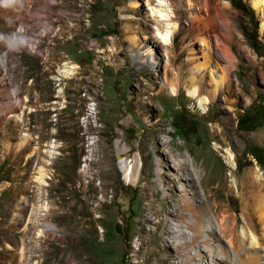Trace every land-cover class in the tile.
<instances>
[{
    "label": "rangeland",
    "instance_id": "obj_1",
    "mask_svg": "<svg viewBox=\"0 0 264 264\" xmlns=\"http://www.w3.org/2000/svg\"><path fill=\"white\" fill-rule=\"evenodd\" d=\"M137 1L138 7L132 0H0V264L17 261L24 243L28 264H166V255L179 264L175 253L185 254L186 240L167 235L178 247L172 250L161 238L171 208L167 193L204 204L198 209L209 211L210 227L217 199L236 212L240 233L246 204L264 234L260 192L246 189L244 200L236 180L247 183L256 167L264 175L262 12L251 0H219L233 24L237 62L229 84L202 106L186 89L193 59L203 60L202 44L185 29L191 20L178 27L168 61L180 74L173 95L161 90L171 77L167 42L148 0ZM127 24L140 40L154 36L158 49L131 45ZM17 26L23 33L14 38ZM211 68L217 77V59ZM199 72L210 78L209 69ZM228 146L235 166L223 157ZM40 166L46 185L37 180ZM41 201L51 211L34 224L31 211ZM175 224L177 233L191 235L181 221ZM216 235L221 240L201 241L209 264H223L214 253H236L220 229ZM242 246L247 259L256 256L250 264H264V248L252 253Z\"/></svg>",
    "mask_w": 264,
    "mask_h": 264
},
{
    "label": "bare ground",
    "instance_id": "obj_2",
    "mask_svg": "<svg viewBox=\"0 0 264 264\" xmlns=\"http://www.w3.org/2000/svg\"><path fill=\"white\" fill-rule=\"evenodd\" d=\"M219 2V0H148V4L151 9L150 11L152 20L154 21L156 26H158L159 34H161L163 39L167 42V45L165 46V52L168 56L166 67L167 70H171V77H165V80L161 83V90L168 87L173 95L176 94L178 90L177 87L180 80V74L177 70L178 68H171L172 66H170L168 61L173 59V57L175 56H173V54H175L177 51V45L175 42V39L177 37V30L178 27L179 29L185 28L183 25L185 19L186 21L191 20L190 25L185 29H187L188 32L192 34V40L198 41L202 44L200 51L202 52L201 56L203 59L199 60V57L193 59L194 64L192 67H190L191 69L189 70L192 73L186 84L188 93L192 97H196L199 100L200 104H202V106H206L208 101L215 99L217 93L216 91L222 83H225L226 85L229 84L230 71L232 70V68H234L235 62H237V57L232 50L235 33L232 28L233 24L231 25L230 21L227 19L228 15L224 12V10L226 9V5L222 6ZM251 4L253 8L256 9V11L262 12L261 27L264 30V0H251ZM132 5L133 7H138L139 3L137 0H132ZM191 5L194 6V8L196 7L193 12L189 8ZM144 25L147 29L151 27L148 22H145ZM48 29H52L51 26L45 28V30ZM22 30V28L19 29V33H21ZM126 33L131 45L136 46L144 43L143 48L145 50L151 49L154 51L155 49H158V44H155L157 41L155 40L154 36L143 37V39L140 40L138 33H136L129 24L126 25ZM188 35L189 34H187L185 38ZM238 42L240 43V45H242L239 38ZM114 43H116V41H114ZM189 48L190 55H196L197 52H195L194 44H189ZM118 53H123V50H119ZM150 55L152 56L151 53ZM215 59H217L218 63H220L221 68V72H218L217 77L213 75V68H211L212 60ZM205 69L210 70V78L206 79V73L204 72H199L200 75L197 73L198 71ZM25 140L27 141V138H25ZM216 144L219 143L215 142V147ZM53 147H55V144L52 145V148ZM52 153L48 151V156L53 157ZM226 153V155L223 154L225 161L233 166L237 165L238 159L236 154L234 153L233 148L228 146L226 148ZM46 163L50 162L46 161ZM125 166L126 163L122 162V168L124 169L125 173H127V177L131 178V173L129 169H125ZM43 170L44 169L40 166L39 176H37V180L41 184L46 185L48 182L44 179L46 175ZM246 179V181L248 182L244 183L236 178L239 195L245 200L246 197H244V195L247 192H245L246 189H249L248 191L252 193H254L255 191L260 192L259 196L261 197V199L259 202V216L264 222V175L263 173L259 172L258 168L256 167V169L247 172ZM191 192L192 191H190V193ZM42 194L43 193L41 192L39 194V197H41ZM206 195V201L210 202V197H212V195L208 193ZM174 196L168 193L166 194L167 199L168 197H171L172 200L169 201L171 208H169L167 216L165 217L166 225L163 233L161 234V238L164 246H168L172 250L173 248L178 247L171 240H169L167 235H173L176 238L186 240L183 246L180 247L185 248V254H182L179 251L175 253L177 258L180 259L178 261L179 264H190L192 261H195L196 258H198L197 262H199L200 264H209L207 255L203 254L202 252V254L200 253L201 241L209 240L210 242L213 241V239H215L216 241L221 240V237L216 235L218 229H220L221 234L227 239L229 245L236 251V253L226 252V256H218L219 254L212 253L216 257V259L218 257V259H220L223 264H250V261L256 260L255 255L251 256V260L246 258V255H244L245 251H243L242 245L243 243H247L250 247L246 248V251L256 253L257 251L264 248V234H261L259 232L256 223H254L253 221L254 212L248 213L246 204L243 207V210L246 212L245 223L242 228V232L240 233L237 229L239 218L236 212H231L225 206V204L219 205L217 199H214V203L212 205L213 208H211V212L216 217V224L210 227L207 225L209 211L205 210L204 213H200L198 209L199 207H205L204 204L197 206L192 198L188 197L187 193H183L179 198L176 199ZM25 201H27V199ZM188 204L189 211L187 214H185V212H187ZM208 205L210 206L211 203H209ZM50 211L51 210L48 206V203L41 201L33 207V210L31 211L32 213L30 216V221L34 224H38L43 216H48V212L50 213ZM54 215L55 214L52 213L49 216L53 217ZM175 221H181L185 227L191 230V235L181 229L180 232L177 233L179 227L176 228L177 225L175 224ZM44 234L45 233L43 229L40 228L38 231L39 237H44ZM205 236L207 237V239L204 238ZM40 241L41 240H38L37 243L39 244V246H42L43 243L42 241ZM9 248H12V246L9 245ZM26 258L28 257L26 255V247L24 243L19 249L18 256H16L17 261L11 264H28ZM164 261L166 264H173V262H171L172 260L170 256L168 257L166 255L164 257ZM42 262L45 261L42 260ZM42 262L40 259L35 261L33 264H42ZM1 264L3 263L1 262Z\"/></svg>",
    "mask_w": 264,
    "mask_h": 264
},
{
    "label": "built area",
    "instance_id": "obj_3",
    "mask_svg": "<svg viewBox=\"0 0 264 264\" xmlns=\"http://www.w3.org/2000/svg\"><path fill=\"white\" fill-rule=\"evenodd\" d=\"M20 28H21L20 26H17V27L15 28L14 33H13L14 38H18V36H20V35L23 33V30H22L21 33H19V29H20Z\"/></svg>",
    "mask_w": 264,
    "mask_h": 264
}]
</instances>
